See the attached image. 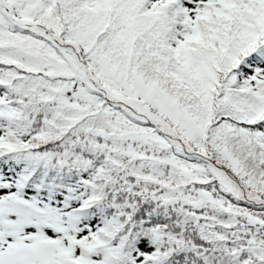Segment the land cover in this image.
<instances>
[{
  "label": "snow or ice",
  "instance_id": "snow-or-ice-1",
  "mask_svg": "<svg viewBox=\"0 0 264 264\" xmlns=\"http://www.w3.org/2000/svg\"><path fill=\"white\" fill-rule=\"evenodd\" d=\"M0 264H264V0H0Z\"/></svg>",
  "mask_w": 264,
  "mask_h": 264
}]
</instances>
